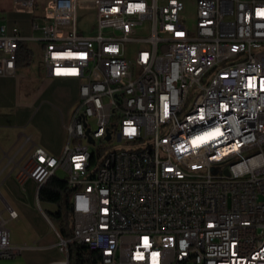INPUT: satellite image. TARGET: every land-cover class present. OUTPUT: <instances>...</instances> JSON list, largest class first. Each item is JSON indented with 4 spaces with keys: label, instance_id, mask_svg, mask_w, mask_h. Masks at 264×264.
<instances>
[{
    "label": "built area",
    "instance_id": "built-area-1",
    "mask_svg": "<svg viewBox=\"0 0 264 264\" xmlns=\"http://www.w3.org/2000/svg\"><path fill=\"white\" fill-rule=\"evenodd\" d=\"M11 10L29 14L32 34L10 27ZM258 13L264 0H11L0 76L18 75L20 47L38 41L47 78L79 87L62 153L35 144L20 170L38 196L57 169L67 172L74 221L69 236L59 232L60 250L99 251L86 264H264ZM16 218L0 209V258L18 254Z\"/></svg>",
    "mask_w": 264,
    "mask_h": 264
},
{
    "label": "crops",
    "instance_id": "crops-1",
    "mask_svg": "<svg viewBox=\"0 0 264 264\" xmlns=\"http://www.w3.org/2000/svg\"><path fill=\"white\" fill-rule=\"evenodd\" d=\"M6 9L0 6V17L3 18ZM17 13L27 14L9 11L10 27L17 22L11 18ZM29 66H19L18 75L0 76V209L10 205L18 212V218L10 220L8 226L12 243L20 246L21 264H70V254L59 248L60 224L47 214V211H57L58 205L44 201L51 205L45 209L37 194V183L31 177H22L20 170L24 164L32 163L35 144L56 155L62 153L67 141L64 122L71 120L79 99V87L73 80H50L47 75L37 78L25 70ZM24 78H29L31 83L26 91L23 90ZM54 81L75 84L76 96L43 104V92ZM40 85L43 90L39 89ZM35 114L38 115L36 121ZM68 258L69 263L65 262Z\"/></svg>",
    "mask_w": 264,
    "mask_h": 264
},
{
    "label": "rangeland",
    "instance_id": "rangeland-1",
    "mask_svg": "<svg viewBox=\"0 0 264 264\" xmlns=\"http://www.w3.org/2000/svg\"><path fill=\"white\" fill-rule=\"evenodd\" d=\"M0 6L10 8L11 7V0H0ZM86 16L83 17L80 15V26L85 28V31L88 32L90 29V24L95 19V15L93 11H85ZM186 13L189 17V23L192 24L194 21V14H195V6L192 2H189L186 7ZM12 19L17 21L18 25L23 29L24 34L29 35L32 34V30L30 29V16L29 14H22L17 13L14 16L11 17ZM30 47L32 48L34 55H33V61L31 65L29 66V69H25L27 71H30L32 74H35L37 78H43L46 76L45 73V66L42 60V54H41V48L42 45L38 41H32L30 42ZM26 71V72H27ZM20 72V71H19ZM21 73V72H20ZM29 78L23 79V88L24 91H26V87H31V83L28 80ZM76 86L75 84H70L69 82H61V81H54L51 85L48 86V88L43 92L42 100L44 101L43 104H46L48 102L55 103L58 102L59 98H67L70 95L75 97L76 96ZM40 90H43L42 85L39 86ZM42 96V95H41ZM196 97V92H192L189 96V105H192L194 99ZM39 112V111H38ZM38 114V113H36ZM35 114V121L37 120V116ZM116 148H124V144H118V146H115ZM90 149H94V145H90ZM56 175L60 178L65 179L67 176V172L61 168L57 169ZM42 205L45 209L51 208V205H48L44 201L42 202ZM56 223H59L56 221ZM72 223L70 222L68 225V228H72ZM61 231V230H60ZM22 257L20 254L15 255L14 257H2L0 258V264H21Z\"/></svg>",
    "mask_w": 264,
    "mask_h": 264
},
{
    "label": "trees",
    "instance_id": "trees-1",
    "mask_svg": "<svg viewBox=\"0 0 264 264\" xmlns=\"http://www.w3.org/2000/svg\"><path fill=\"white\" fill-rule=\"evenodd\" d=\"M33 50L22 45L19 49L18 65L29 66L33 61ZM71 189L67 180L52 175L40 188L39 198L41 201L55 203L58 205L57 211H47V214L53 221L60 224L61 232L69 236L68 225L74 221L73 212L69 203ZM99 251L90 249L85 244H74L70 248V264H86L98 258Z\"/></svg>",
    "mask_w": 264,
    "mask_h": 264
},
{
    "label": "snow or ice",
    "instance_id": "snow-or-ice-1",
    "mask_svg": "<svg viewBox=\"0 0 264 264\" xmlns=\"http://www.w3.org/2000/svg\"><path fill=\"white\" fill-rule=\"evenodd\" d=\"M138 7H143L142 5H139ZM259 15H264V13H258ZM215 133L216 134H220V135H222V133H220V131H219V129H216L215 130ZM205 135H207V136H213L214 134L213 133H206ZM197 140H201V139H203L202 137H197L196 138ZM196 141L194 140L193 141V143H195ZM79 166V165H78ZM147 243H148V241H147V238H145V245L147 246ZM153 255L155 256V255H158V254H156V253H153Z\"/></svg>",
    "mask_w": 264,
    "mask_h": 264
},
{
    "label": "water",
    "instance_id": "water-1",
    "mask_svg": "<svg viewBox=\"0 0 264 264\" xmlns=\"http://www.w3.org/2000/svg\"><path fill=\"white\" fill-rule=\"evenodd\" d=\"M91 141H93V139L91 138Z\"/></svg>",
    "mask_w": 264,
    "mask_h": 264
}]
</instances>
